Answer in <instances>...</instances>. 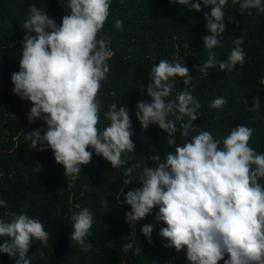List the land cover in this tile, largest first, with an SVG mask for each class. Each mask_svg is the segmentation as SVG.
<instances>
[{
    "label": "clouds",
    "instance_id": "9594fccd",
    "mask_svg": "<svg viewBox=\"0 0 264 264\" xmlns=\"http://www.w3.org/2000/svg\"><path fill=\"white\" fill-rule=\"evenodd\" d=\"M66 14L59 24L44 7L29 4L27 18L20 27L24 30L18 61V71L10 75L12 92L22 101H30L26 119H39L46 126L32 129L25 135L29 147L37 151L51 150L54 161L63 166L69 185L77 181L80 168L88 164L93 153L102 156L111 168L128 163L122 154L133 152V134L128 109L115 102L103 111L108 123L98 131L101 117L99 90L107 79L109 59L113 52L111 38L102 33L109 16L111 0H59ZM189 12H204L206 34L201 37L208 58L200 71L217 67L232 72L243 65L246 52L242 37H235L226 59L217 62L215 48L221 46L225 32L224 5L228 0H168ZM239 10L251 16L264 12V0H231ZM117 31L122 27L114 19ZM182 78L183 89L174 87ZM259 79L264 89V76ZM192 76L180 61L160 59L151 66L146 85L148 100L137 101L134 115L141 129L157 125L166 133V143L175 145L161 158L151 154L155 166L141 168L132 163L124 168L123 185L130 183L129 174L135 169L139 187L123 192V203L129 206L125 221L130 226L158 207L155 219L164 227L159 235L166 246L185 252L189 264H264V152H257L248 141L253 129L244 124L232 127L221 139L208 130L189 136L193 121L199 117V102L188 90ZM174 93V98H169ZM226 103L223 96L213 98L209 107L219 109ZM247 106V104L245 103ZM260 109L259 97H252L247 111ZM171 117V118H170ZM179 124L180 136L188 137L177 144L175 133ZM87 149V150H86ZM86 185H81V195ZM123 191V189H122ZM121 191V192H122ZM106 203L105 200L101 204ZM0 216V254L14 258V264H31L28 255L33 240L47 242L48 233L42 222L27 213L9 211L6 201ZM7 217V219H5ZM69 238L82 251L91 243L93 224L89 207L75 206L71 211ZM140 232L150 243L153 225L145 223ZM131 237L121 250L140 254ZM225 254H227L225 258Z\"/></svg>",
    "mask_w": 264,
    "mask_h": 264
},
{
    "label": "trees",
    "instance_id": "16d2710c",
    "mask_svg": "<svg viewBox=\"0 0 264 264\" xmlns=\"http://www.w3.org/2000/svg\"><path fill=\"white\" fill-rule=\"evenodd\" d=\"M33 3L45 6L57 24L66 14L59 0H0V198L6 201L9 211L39 219L48 233L46 243L33 240L30 245L31 264H189L183 248L177 251L166 246V238L158 234L165 225L155 219L157 206L137 221L134 228L125 221L129 206L123 203V192L139 187L140 182L137 181L139 169H135L129 174L130 183L123 185L124 168L132 163H138L141 168L145 164L155 166L148 157L158 154L163 158L175 146L167 145V134L157 125L140 128L134 115L135 105L137 101L150 99L146 97V85L152 65L160 59L183 62L192 76L188 90L200 104V116L193 121L195 127L190 129L189 136L208 130L214 138L221 139L232 127L244 124L253 129L248 141L250 147L264 152V89L260 88L258 79L264 76V12L257 15L253 9L249 16L228 0L224 5L225 18H232L224 21L226 29L221 46L212 51L217 62H222L233 47V38L242 37L245 62L232 72L217 66L206 73L200 71V65L208 58L201 40L206 34L207 7L191 13L168 0H111L102 33L111 38L113 55L108 61L107 79L101 82L98 93L102 112L97 127L99 131L108 123L102 113L110 103L125 106L131 119L130 139L134 148L133 152L122 154L128 163L119 168H111L102 156L93 153L90 162L81 166L75 184L70 186L63 166L54 161L51 150L29 147L25 140L27 132L36 128L43 131L46 126L39 119L29 123L26 113L31 102L22 101L12 92L10 75L18 71L24 35L20 25L27 18L28 5ZM116 18L122 21L119 31L113 26ZM174 87H185L182 78H176ZM217 96H223L226 103L219 109L210 108V101ZM253 96L259 97L260 109L249 112L246 109L251 107ZM169 98H174V93ZM176 126L174 135L180 144L188 137H181L179 124ZM81 185L87 186L83 195ZM102 200L106 203L101 204ZM76 205L92 210V234L86 238L92 247L87 252L71 244L69 238L70 214ZM4 210L0 207V216ZM145 223L153 225L150 243L139 230ZM134 236L137 240L134 247L141 248L138 255L131 249L121 250L122 244ZM0 264H14V258L0 254ZM217 264H222V260Z\"/></svg>",
    "mask_w": 264,
    "mask_h": 264
}]
</instances>
